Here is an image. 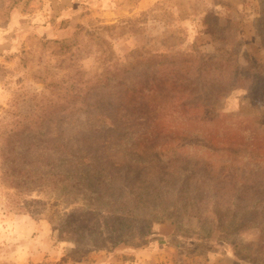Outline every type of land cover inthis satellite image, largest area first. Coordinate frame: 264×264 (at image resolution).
I'll return each mask as SVG.
<instances>
[{
  "label": "rangeland",
  "instance_id": "374dc122",
  "mask_svg": "<svg viewBox=\"0 0 264 264\" xmlns=\"http://www.w3.org/2000/svg\"><path fill=\"white\" fill-rule=\"evenodd\" d=\"M73 36L70 53L60 52L55 42ZM111 52L134 70L118 89L96 87L89 103L101 93L114 104L83 106L85 87L70 100L80 86L68 57H83L82 78L100 85ZM147 63L149 99L135 79ZM64 95L65 110L54 112ZM47 112L63 123L44 120ZM115 115L148 117L142 134L171 135L157 145L120 143ZM27 129L49 140L17 148L47 152L33 166L50 175L23 186L7 152ZM60 143L96 158L86 175H108L101 195L120 192L109 175L163 186L152 196L163 200H150L161 211L148 234L132 226L115 243L120 234L100 224L119 210L112 201L65 200L54 176ZM0 264H264V0H0Z\"/></svg>",
  "mask_w": 264,
  "mask_h": 264
},
{
  "label": "trees",
  "instance_id": "16d2710c",
  "mask_svg": "<svg viewBox=\"0 0 264 264\" xmlns=\"http://www.w3.org/2000/svg\"><path fill=\"white\" fill-rule=\"evenodd\" d=\"M80 28V27H79ZM82 29V27H81ZM77 33V32H76ZM92 32H89L88 35L92 37ZM74 36H77L74 34ZM74 36H73V40L70 42H65V41H61L58 42L56 41L55 43L58 44V49L59 51L65 54H69V48L71 47V45L74 43ZM95 39L98 40V42H104V39L99 38V36L95 35L94 37ZM66 49V50H65ZM92 53L89 52L86 57L84 55V58H87L90 54ZM113 52L108 53L106 55V58L108 57V59H106V63L108 66H112V67H107L104 69L102 77L104 78V82L100 85L98 84H92L90 81L85 80L82 78L81 76V72H82V65L80 63L81 60H83V57H81L80 55H75L72 58L68 57V60H70V63L73 64V62L76 61V63H78V65L75 67V65L73 64L72 68L76 69L78 68L79 70H76V78L75 79V85L76 86H80V87H74V90L76 88H78L76 91H73L70 95V100H72L73 102H75L76 100L79 99L80 96V90L85 87L87 88L85 94L82 93V97L79 99L82 101V103L84 104L83 106H88L89 108H97V107H105V106H112L115 102L114 96L111 95L113 97L112 101H107L105 97L100 96L101 93H99V95L97 94L96 98L98 101L95 102V107L93 105H91L89 102V97L91 95H94L95 92L97 91L96 87L101 86L100 89H102V93L105 92L104 90H106L105 88H110V89H114V87H118L122 86V81L125 79V77L128 76V74H130V71L134 70V66L130 65L128 67V69L126 67H124L123 65H119L117 62H113L111 61V59L116 60L113 57ZM69 63V64H70ZM75 63V64H76ZM105 63V62H104ZM148 65H144V71L141 73H138L137 76L135 77V79H137L139 76H142L141 79V83H140V87L142 88L141 90L144 93H141V97L142 98H150L151 92L153 90V85L155 83L151 82V75L149 74V70L150 68L153 66V64L151 63H147ZM152 65V66H151ZM138 66H136L137 68ZM112 68V69H111ZM122 71L121 74H118V72H114V71ZM175 84V83H174ZM98 85V86H97ZM175 86L179 89V86H177L175 84ZM136 89L133 91V93H135ZM127 92V90H126ZM179 96V95H177ZM64 96H57L56 99V103L55 106L52 110H54V112L57 113H61L62 110H65V107H63V103L60 102L61 98H64ZM95 97V96H93ZM162 98V97H160ZM130 98H125L126 101H128ZM164 99V98H162ZM133 107H135V102H133ZM51 105L52 103H50L49 106L44 107L45 109H49L51 110ZM120 106V105H119ZM61 107V108H60ZM121 107V106H120ZM130 108L132 109V106H130ZM107 109V108H106ZM147 110V107H146ZM53 113L51 112H47L46 115H42V117L44 118V120H50L51 118L55 117V121L54 123H56L58 126H60L63 123L64 120V115H51ZM116 117L120 118L122 121H119V123H117V126L115 125V118L113 117L112 121H111V125H113V127L115 128H123L122 130V137H120L122 140L120 141V143L126 142L123 141L124 138H126L127 140L132 139V141H136V140H140L143 141L145 143H152V144H163L166 137H168V135L171 134H166V133H162L161 132H156L155 134H142L139 127H138V123H140V125L145 124L148 120V117H137L136 115H115ZM43 118H42V122H43ZM27 135H25L24 137H22V135L19 133L17 135H15L14 137V147L12 148L11 151L7 152V158H9L12 167H15L20 173V178L23 182V186L24 183L25 184H35L36 180H44V178L47 175H50L47 171H41V165L38 166H33V164L35 165V161H40V162H44L47 157H50V155L47 152H43L42 154L39 155H34L31 151L26 150V149H18L17 146L19 144H23L24 141H37L38 138L39 141L41 142H45L48 141L49 139L45 137V135L43 134H32L29 132V130L27 129ZM172 135H177V134H172ZM172 136V138L174 137ZM241 140V139H239ZM237 140V141H239ZM222 141L227 142V143H233L236 141V138H229L227 137L226 140L222 139ZM127 143V142H126ZM57 157H56V163H57V168H58V172L56 174H54V176L56 175L57 177V184L59 186V188H61L62 190L65 191V194L69 195L67 197V199H65L66 201H69L71 199H76L77 196H84L85 198L88 199L89 195L91 194L93 197L89 198V203L90 205L92 204V206L94 205V202H98L99 205H106L107 202H105V198L108 199L109 201L113 202V206L114 207H118L119 210L116 212H109V216L102 218L103 221H101V226H104L108 229V232L110 234H120L117 235L118 237H116V242L115 243H119L122 242V240L124 239V237L127 236V233L129 232V230H131L132 226L133 227H139V235L140 234H148L149 232V222L151 220L157 219L159 216L156 215L161 211L159 205H154L151 206L150 205V200L153 201H159V200H163L162 195H160L159 197H154L152 199L153 194L155 196H157L158 194H165V192H161V189L163 188L162 185H159L157 187V189L154 187H152V183H149L147 185H145V181L144 180H140L138 177H133L131 179H127L125 176L123 177H119V175L117 176H113V175H109L110 178V183L115 187L118 186L119 189V194L116 197H112V193L109 194L108 196L105 195H101V190L100 187H102L103 184V180L102 178H104L105 176H108L107 174L103 173L100 169L98 170V177L97 178H93V175H86V170L87 167H89V165H91V163L96 161V158L91 157V159H89L88 157H86L85 155H83L82 153L78 152L77 150L73 151L71 149H69L66 144L60 143L59 146L57 147V153H56ZM90 160H88V159ZM14 172V169H7V172ZM28 172L29 174L24 175V172ZM40 173V178L37 177V174ZM18 178V176L15 177ZM117 178H121V179H117ZM144 179V178H143ZM119 180H121V182L119 183ZM28 181V182H27ZM117 182L119 185H117ZM30 186V185H28ZM99 188V189H98ZM66 196V195H64ZM74 196V197H72ZM93 202V203H92ZM17 208L18 210L20 208L23 207V205H20L19 203H17ZM144 207H146V209L148 210V213H137L140 209H143ZM151 212V213H150ZM75 213V212H74ZM73 213V214H74ZM150 213V214H149ZM76 214V213H75ZM153 214V215H152ZM71 215V214H70ZM70 215H68L69 218H67L66 222L70 224ZM97 220H99V217L97 218ZM96 221V220H95ZM75 222H78L76 224H80L81 222L78 221V219H76ZM144 230V232L142 233L141 229ZM84 232V231H83ZM71 233H75V231H71ZM93 234H97L95 232H92ZM77 234V233H75ZM143 235V236H144ZM157 243V242H156ZM133 252H135V250H133Z\"/></svg>",
  "mask_w": 264,
  "mask_h": 264
}]
</instances>
